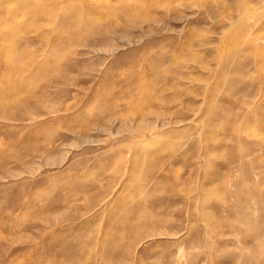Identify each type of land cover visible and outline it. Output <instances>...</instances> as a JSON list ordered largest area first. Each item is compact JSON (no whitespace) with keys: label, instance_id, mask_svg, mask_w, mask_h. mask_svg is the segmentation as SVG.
<instances>
[{"label":"rangeland","instance_id":"obj_1","mask_svg":"<svg viewBox=\"0 0 264 264\" xmlns=\"http://www.w3.org/2000/svg\"><path fill=\"white\" fill-rule=\"evenodd\" d=\"M258 45L264 0H0V264H264Z\"/></svg>","mask_w":264,"mask_h":264},{"label":"bare ground","instance_id":"obj_2","mask_svg":"<svg viewBox=\"0 0 264 264\" xmlns=\"http://www.w3.org/2000/svg\"><path fill=\"white\" fill-rule=\"evenodd\" d=\"M131 4V3H128L127 6ZM106 5V9H107V13L108 14H114L116 16H120L122 15L124 18H131L132 17V13L135 12L138 8V11H141L142 13L146 10V6L144 5L143 7L142 6H136V9H129V7H118V6H112V5H109V4H105ZM125 6V5H124ZM132 7V6H131ZM37 10L39 11H43V12H47L49 14H55V9L54 8H46V7H36ZM146 19L148 20H153L154 17L152 15H149V14H146ZM92 18V17H91ZM90 18V19H91ZM86 20L83 22V29H81V31L79 33H75V35H80L82 36L84 33L86 32H90V31H93L94 28H96V26L99 24L98 22H100V20H98L97 17H94L92 18L91 20ZM73 22L75 20H72ZM105 22V21H104ZM100 25V24H99ZM104 32H108V31H111L112 30V26L110 24H108L106 22L105 26H104ZM247 43H251V40L247 39ZM253 51L256 52V54L258 55H262L264 57V45H258V46H255L253 48H251ZM58 62V61H57ZM56 61H48V60H35V63L37 64H45V65H49V64H55L57 63ZM58 64V63H57ZM77 64V62L75 63ZM182 76V75H181ZM20 87L24 86L23 84H20L19 85ZM19 86H16L14 87L15 90H16V95H20L19 91L20 90H17V88L20 89ZM31 90V89H30ZM176 93V91H175ZM154 96H158V98H161L162 95L161 93L155 95ZM146 111H142L141 113H145ZM148 112H157V108L154 107V106H151V108L148 109ZM1 114V112H0ZM184 120H186V118H184ZM161 125H165L164 122H161ZM133 164H134V168H138L142 165V163H145L146 160H145V157L143 158H138V157H135L133 159ZM142 167H144V169H147L149 171V174L147 176V178L145 179H141V178H133V177H130V175L128 176L127 178V182L126 184L124 185V189H127V190H130L131 187H134L135 188V193L129 191L128 194H126L127 196V199L128 201L126 203H124L126 206H127V210L129 212H127V217H126V221H125V227L130 230L134 229L138 224H141V223H145L147 220H153L152 216H153V213L151 214H148V215H145L143 213H141L142 210H145V209H148L147 206H144L143 205V201L148 197L149 198V195H151L152 191L158 189V188H161V186L165 185L167 182V179L165 177H156V171L152 172V169H153V166H148L146 163L142 165ZM158 170V169H157ZM134 195H137V196H141V200L135 202V203H131L129 202L130 199H132L134 197ZM136 197V196H135ZM129 204V205H128ZM131 210V211H130ZM138 214H134L139 212ZM150 217V218H149ZM115 237H119L120 234H118V232L116 233H113Z\"/></svg>","mask_w":264,"mask_h":264}]
</instances>
